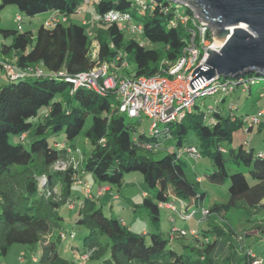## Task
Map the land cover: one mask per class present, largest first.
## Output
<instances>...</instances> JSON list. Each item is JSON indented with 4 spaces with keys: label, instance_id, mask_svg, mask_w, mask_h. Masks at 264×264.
<instances>
[{
    "label": "trees",
    "instance_id": "16d2710c",
    "mask_svg": "<svg viewBox=\"0 0 264 264\" xmlns=\"http://www.w3.org/2000/svg\"><path fill=\"white\" fill-rule=\"evenodd\" d=\"M82 1L0 0V11L7 5H15L30 17L60 12L68 18L52 29L40 23L34 35L30 31L0 27L4 37H11L9 44L0 46V68L5 71V79L0 83V253L5 254L14 243L29 248L39 244L40 255L33 264H67L56 253L55 242H45L44 236L52 229H61L63 217L58 210L77 198L71 192L72 184L91 173L98 182L119 188L124 174L137 171L143 182L154 188L152 194L142 196L141 202L152 230L145 233L129 230L117 216L104 215L101 205L85 193L75 218V222L87 230L82 239V255L87 254L97 264H215L211 252L217 237H211L202 249L199 245L204 241L201 235L213 234L214 229L207 228L201 235L196 231L195 236H184L194 239L196 245L190 248V253L179 251L170 245L171 238L165 237L159 228L160 208L169 211L171 220V215H178L180 210L204 206L207 193L203 189V178L214 184L228 180L227 202L214 203L211 211L236 209L242 203L241 213L245 215L264 207V154L255 153L253 148L243 144L236 149L222 145L230 142L233 132L243 125L251 130V116H237L218 106L235 89L245 90L239 83L240 78L254 77L257 84L262 82L260 96H264V75L244 73L233 77L237 82L234 90L215 100L210 109L208 105L202 108L196 99L190 113L171 123L170 137L165 138L159 148L146 149L144 143L152 141L153 136L148 131L138 130L140 119L126 120L112 93L100 95L85 87L73 88L65 80L66 76L94 64L89 56L88 27L69 22V15L80 10ZM93 4L98 14L111 10L127 12L133 22L142 26L141 40L124 39V29L118 22L95 24L92 30L97 41V59L109 61L120 53L121 58L134 63L132 73L137 77L164 74L192 36V9L184 5L180 11L181 6L171 0H143L142 4L139 0H97ZM205 36L210 38V32ZM6 63L12 64L19 75L11 77L4 67ZM29 68L31 72L27 71ZM36 68L42 72L35 73ZM41 107H46L47 112L41 122L34 123L32 118ZM227 108L236 109L231 103ZM89 115L91 124L83 134L91 149L87 154L82 153L79 167L69 165L64 170L54 169L56 161L68 158V147L74 153L72 142ZM260 123L259 120V129ZM190 131L197 139V146L187 147H196L199 158L207 157L212 163V170L199 176L200 180L187 176L182 159L187 151H181L180 147ZM60 132L65 140H54L50 144L48 135ZM10 134L18 135L20 141L29 135L33 138L26 148L21 142L10 143ZM170 148L173 150L169 151ZM161 150L166 153L156 158ZM226 163L242 166L246 171L237 168L239 170L228 173ZM163 203H174L176 211L160 206ZM198 216L197 213L190 219L197 221ZM148 233L149 241L146 240ZM103 234L108 238L106 243L100 241ZM258 235L264 237V227L259 228ZM234 256L230 252L225 264H252V259L245 254Z\"/></svg>",
    "mask_w": 264,
    "mask_h": 264
},
{
    "label": "rangeland",
    "instance_id": "374dc122",
    "mask_svg": "<svg viewBox=\"0 0 264 264\" xmlns=\"http://www.w3.org/2000/svg\"><path fill=\"white\" fill-rule=\"evenodd\" d=\"M97 0H89L88 3L83 2L80 6V10L69 15V22L76 24H84L87 28V33L90 37V49L89 56L94 61L92 66L101 63L97 59V41L94 38L92 30L97 24L94 21V4L93 2ZM181 6L180 11H183V4H178ZM190 9V5L188 6ZM194 12V11H193ZM20 15L22 19L18 22L16 16ZM46 13H38L33 17L27 16L21 13L15 5H7L0 11V27L3 29H13L18 32L30 31L33 35L41 21L46 18ZM68 21V18H67ZM20 26V29L17 26ZM124 39L134 37L137 40H141V36L133 35L127 30H123ZM11 37H4L0 33V46L2 44H9ZM216 41H221L217 39ZM106 61V60H104ZM134 69V63L128 61V67L125 70L118 71V74L126 73L131 75ZM5 79V71L0 68V83L1 80ZM261 83L252 85L248 90L245 89L241 91L239 88L235 89L225 100L224 103H219V108L222 110L232 113L235 115H248L256 116L258 120L264 122V113L258 115L260 109L264 110V96H260ZM219 96H207L204 98H197L196 102L201 103L202 108L207 105H214L215 100ZM235 105L236 109L229 111L227 104ZM47 108L41 107L37 115L32 118L34 123L41 122L43 116L46 114ZM126 120L135 122L137 118L130 119L127 116ZM139 123L138 130L140 132H146L149 128V119L141 116V121ZM91 124V116L89 115L85 121L84 127L79 135L72 142V148L74 149L73 157L79 160L82 153L87 154L91 149V144L84 136L83 132L89 128ZM248 125H243L233 132L230 142H223L226 148L236 149L239 145L243 144L249 148H253L256 153L258 150L264 151V126L259 129L258 123L252 125L251 130H247ZM48 135V134H45ZM33 138L29 135L25 140L20 141L18 135L10 134L8 140L10 143L15 144L21 142L24 147H28L30 140ZM48 142L51 144L52 141H64L63 133H58L56 135H48ZM187 145H196L197 139L192 131L187 134L186 141L182 144L181 151L185 152ZM77 150V151H76ZM173 150L170 148L169 151ZM166 153V150H161L156 153L155 157H161ZM261 153V152H259ZM182 159L185 161L186 167L185 172L189 178H194L198 175L203 177L205 173L212 170V163L207 157H201L198 159H192L187 153L182 154ZM79 167V164L76 165ZM239 168L236 164L226 163V169L228 173L234 172L235 170L242 169L246 171L244 167ZM122 185L118 188L115 185H110L111 191L107 192L105 190V183H100L94 178L93 174L86 173L84 175V180L74 182L71 186V192L77 196V198L72 202L73 207L68 205L62 206L58 212L63 217L61 222V229H52L50 233L44 236V241H54L55 250L59 257L66 260L67 264H97V261L88 258L86 254L85 258H82L83 236L87 233L84 226L79 225L75 222L77 207L80 199L85 196L86 189H89L91 196H93L94 201L102 207L104 215L117 216L120 213L121 218L127 219L130 223L135 219V225L133 226L136 230L135 232H140L145 229L148 224H151L150 218L147 213L142 209V192H154V188L149 184L143 182L141 175L137 171L129 172L124 174ZM203 189L206 191V199L204 204L210 210V215L204 219L200 216L197 217V221L200 222L199 228L194 225V228L187 230L199 231L201 228H213L214 233H208L201 237L204 241L201 242L200 248L202 249L207 242H209L214 235L217 237V242L212 249L211 255L213 256V261L215 264H225V258L233 252L234 257H240L243 254L252 259L251 254L257 256L261 260V264H264V237L258 235L259 228L264 227V207L262 209H257V211L250 210V213L243 215L241 213L242 203L236 209H225L220 208L216 211H211L210 206L215 204H225L228 198V180L221 184H214L207 182L203 178ZM100 191L101 194L97 196V192ZM114 194H117L115 196ZM176 206L179 205L175 202ZM210 205V206H209ZM168 211L160 208V215L158 218V224L161 228L163 235L169 238L170 229L172 226H179L190 228L189 226L192 220H183L180 215L172 214L174 222L168 219L166 216ZM248 219V220H247ZM217 227H214V226ZM186 230V229H185ZM245 231L244 235L242 231ZM149 231V229H148ZM61 233L63 237H61ZM73 234V236H71ZM182 238V237H179ZM146 240L149 241V233L146 234ZM172 240V239H171ZM194 241V239H192ZM100 241L106 243L108 238L106 235L100 236ZM193 243V242H192ZM195 244V241L192 245ZM188 252V251H185ZM190 253V251H189ZM40 255L39 244L35 248H29L27 245L14 243L12 244L5 254L0 253V264H33V258H38ZM251 261V262H252Z\"/></svg>",
    "mask_w": 264,
    "mask_h": 264
},
{
    "label": "built area",
    "instance_id": "2783aa9c",
    "mask_svg": "<svg viewBox=\"0 0 264 264\" xmlns=\"http://www.w3.org/2000/svg\"><path fill=\"white\" fill-rule=\"evenodd\" d=\"M88 1L83 0L82 3H88ZM142 3L143 0H139V4ZM93 16L97 24L118 22L121 23L124 30L129 31L131 34L142 35V26L133 22L127 12L111 10L104 14L95 12ZM21 19L20 15L16 16L18 22ZM66 21V15L60 12H52L43 20L42 24L46 29H52L57 24L65 23ZM191 22L192 36L183 48L181 55L162 75L137 77L133 73L131 75L126 73L118 74V71L125 70L128 67V61L121 58L119 53L114 59L102 61L87 70L66 76L65 80L73 88L85 87L100 95L112 93L118 101L117 107L119 111L128 118L141 120V116H143L149 119L148 132L153 136V140L145 142L143 146L146 149L159 148L164 139L170 137L169 126L171 123L190 113L197 98L205 96L221 97L231 93L237 84L233 78L226 79L216 75L209 80L203 81L193 89L191 88L189 82L197 73H194L191 77L190 75L196 67L205 64L204 61L208 56L207 49L218 51L223 44L222 41L219 44H215L217 39L213 35V30L205 22H202L195 13ZM17 28L20 29V26L18 25ZM207 31L210 32V38L205 36ZM4 67L11 77L14 78L19 75L18 70L12 64L6 63ZM27 71L31 72V68L27 69ZM34 72L40 74L42 70L36 68ZM239 83L246 89L256 85L257 80L254 77L240 78ZM207 107L210 109L212 105ZM263 113L264 110L260 109L258 115ZM250 120L253 124L259 123L256 116H251ZM186 151L191 158L197 159L200 157V152L194 146L187 147ZM67 153L68 158L56 161L53 165L54 169L64 170L69 165L76 167L80 163L81 157L79 160L74 159L70 147L67 148ZM85 191L86 194L91 196L89 189ZM100 194L101 192L98 191L97 196ZM183 205L181 202L182 207ZM68 206L73 207V204L70 203ZM160 206L176 211L174 203H163ZM178 213L182 219L187 220L194 218L197 213L201 218H206L210 215V210L208 207L200 205L189 211L180 210ZM171 220H174V218H171ZM63 234L61 233V237H63ZM186 235L195 236L196 231H186L172 226L169 237L172 239L173 237H184ZM85 257V255H82V258ZM251 257H253L252 264H261V260L257 256L251 254Z\"/></svg>",
    "mask_w": 264,
    "mask_h": 264
},
{
    "label": "water",
    "instance_id": "95a60500",
    "mask_svg": "<svg viewBox=\"0 0 264 264\" xmlns=\"http://www.w3.org/2000/svg\"><path fill=\"white\" fill-rule=\"evenodd\" d=\"M191 7L216 39L218 51L207 49V58L196 67L189 82L193 89L216 75L233 78L244 73L264 75V0H171ZM242 25L244 27H242Z\"/></svg>",
    "mask_w": 264,
    "mask_h": 264
},
{
    "label": "crops",
    "instance_id": "0c3cea01",
    "mask_svg": "<svg viewBox=\"0 0 264 264\" xmlns=\"http://www.w3.org/2000/svg\"><path fill=\"white\" fill-rule=\"evenodd\" d=\"M48 14L49 13H47L46 15L48 16ZM45 19V18H44ZM43 19V20H44ZM43 21H41V23H42ZM3 59V58H2ZM261 123H260V126L262 127V126H264V122L263 121H260ZM252 129V128H251ZM257 152H261L262 154H264V151H262V150H258ZM194 177H196L197 178V180H200L201 178L198 176V175H196V176H194ZM82 180H84V176L82 177ZM203 183V182H202ZM105 188V190L107 191V192H109V191H111V188H110V186L109 185H107L106 184V186L104 187ZM148 192H146V191H143L142 192V196L143 195H145V194H147ZM115 196H117L118 197V195L117 194H114ZM262 202H264V200L262 201ZM204 206H206L205 204H203ZM210 206V205H209ZM207 207V206H206ZM143 210V209H142ZM144 211V210H143ZM166 211H168V210H166ZM145 212V211H144ZM146 213V212H145ZM167 215V217H168V219H169V217H170V213H169V211L166 213ZM117 217L121 220V222L129 229V230H131V231H133V232H135L136 230L134 229V225H135V219L133 220V221H131L130 223L127 221V219H124V218H121V216H120V213L117 215ZM190 220H192V222L190 223V225H193V227L192 226H189L190 228H185V227H182V226H179L180 228H182V229H192V228H194V225L196 224L197 226L196 227H198L199 228V225H200V222H198V221H195L194 219H190ZM207 227H209V226H207ZM207 227L206 228H201V229H199V231H200V235H201V233L205 230V229H207ZM160 228V227H159ZM148 229H150V231L152 230L151 229V226H150V224H148V226L145 228V229H143V230H141L140 232H143V233H145V232H147L148 231ZM160 230H161V228H160ZM46 242V241H45ZM194 243V241L191 239V237H182V238H179V237H173V239L172 240H170V245L171 246H174L177 250H179V251H182V252H185V251H189L190 250V248L193 246L192 244ZM196 245V243L194 244V246ZM33 259H35V258H33Z\"/></svg>",
    "mask_w": 264,
    "mask_h": 264
},
{
    "label": "bare ground",
    "instance_id": "6f19581e",
    "mask_svg": "<svg viewBox=\"0 0 264 264\" xmlns=\"http://www.w3.org/2000/svg\"><path fill=\"white\" fill-rule=\"evenodd\" d=\"M242 27H244L243 25H242ZM220 42L219 41H216V43L215 44H219Z\"/></svg>",
    "mask_w": 264,
    "mask_h": 264
}]
</instances>
